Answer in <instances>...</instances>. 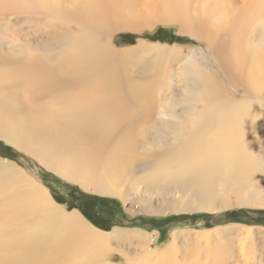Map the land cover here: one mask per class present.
Here are the masks:
<instances>
[{
  "label": "bare ground",
  "instance_id": "6f19581e",
  "mask_svg": "<svg viewBox=\"0 0 264 264\" xmlns=\"http://www.w3.org/2000/svg\"><path fill=\"white\" fill-rule=\"evenodd\" d=\"M263 1L252 0L251 4L255 8ZM179 3L0 0V137L87 191L124 198L133 193L127 191L130 186H120L121 169L134 152V128L155 105L154 80L157 76L169 79L161 87L173 90L170 80L175 77L180 96L167 104L171 117L180 118L172 122V134L163 139L175 146L162 154L157 178L177 186L189 184L191 198L187 194L180 202L177 188L160 187L157 196H152L154 188L145 185L140 194L129 199L144 209H151L156 197L167 208L212 210V184L220 171L231 177L252 172L250 141L242 140L237 125L264 114V106L261 104L260 110L252 105L238 114L241 100L234 90L247 85L264 93V50L252 46L264 41V21L253 31L244 28L226 5L215 2L200 8L201 16L190 18ZM169 10L170 14H165ZM16 15L27 22L25 34L16 32L21 28L11 21ZM171 17L206 43L222 82L214 79L209 59L202 56L180 55L174 47L152 43L155 53L151 57L133 58L134 46L117 48L112 43L118 32L152 27L155 20ZM179 56L175 69H154L155 60ZM231 119L237 125L231 124ZM17 183L25 189L15 188ZM7 185L13 186V195L0 201V221L5 217L37 218L20 222L16 231H0V264H109L92 261L101 254L95 247H102L109 237L138 247L140 253L134 254L138 259L127 264H161L148 259L158 250L149 248L150 233L115 227L106 235L77 211L53 203L46 188L14 163L0 160V187ZM221 199L217 211L264 204V196L255 200L238 195L231 200L225 194ZM208 230L214 238L221 236L223 228ZM237 235L243 237H239L242 247L231 250L232 264H264V229L248 227Z\"/></svg>",
  "mask_w": 264,
  "mask_h": 264
},
{
  "label": "rangeland",
  "instance_id": "374dc122",
  "mask_svg": "<svg viewBox=\"0 0 264 264\" xmlns=\"http://www.w3.org/2000/svg\"><path fill=\"white\" fill-rule=\"evenodd\" d=\"M212 2L226 5L231 10L232 17L239 18L244 28H249L252 31L255 26L264 21V1L260 3L259 7L254 8L251 4L252 0H180L179 7L188 17L195 18L196 16H201V13H199L200 8L203 9ZM124 14L128 18V15ZM165 14H170V10L166 11ZM11 21L15 26L21 25L20 29H16L17 33H26L27 22L23 17L16 15L11 18ZM185 23L188 25V21ZM144 28L138 29L139 31L129 30L116 33L112 40L113 45L117 48L134 46L136 53L132 56L133 58L147 56L148 54L151 57L152 53H155L151 46L152 43L161 44L169 48L174 47L178 49L177 51H180V55L202 56L206 61L209 59L208 67L210 72L213 75L215 74L214 79L222 82L221 79L223 78L217 75L216 64L212 61V56L208 52L206 43L189 31L183 30L178 20L176 22L172 17L166 21L155 20L152 27ZM159 28H163L166 33L171 32L179 38V41H171L167 37L160 39L161 36H157L161 35L157 33ZM252 46L253 48L262 47L264 50V41ZM180 61L181 56L174 57V59L162 58L161 60H155L153 65L154 69L169 67V70H172L177 67ZM131 67H133V64ZM168 80L163 81L159 76L154 80L156 89L152 92L155 105L149 116L139 121L138 126L134 128V152L126 166L121 169L123 173L120 174V186H130V189L127 190L128 192L140 194L145 185L146 187L150 185L152 189L154 188L152 196H157L159 187L166 190L177 188L180 192L178 200L182 202V198L187 194L191 198L189 195V184L177 186L178 184L176 183L161 182L157 178V173L162 167L161 164L164 157L162 154L172 151L175 146L171 141L166 143L163 139L172 134L170 128L172 122L175 121L176 117L180 118L179 115L174 118L171 117L167 104L175 97L180 96V87L175 77L170 80L173 90H168L169 87L167 86L161 87ZM227 85L230 88H234V84L231 82H228ZM234 94L239 96L241 100L238 102V114H243L252 105L255 109L260 110L261 104L264 106L263 90L250 89L245 85L244 89L242 87L235 89ZM34 117L39 119L40 116L35 114ZM179 123L178 121L173 125H178ZM231 124L237 125L233 119H231ZM237 127L240 130L239 132L242 133L240 136L242 140L244 142L246 139L250 141L252 172L247 176L231 177L228 173L220 171L212 184L215 197L213 199L214 208L206 211L187 212L181 210L179 206L175 209L172 206L167 208L163 200H156V197L152 198V208L144 209L139 204L130 201L129 197L133 194L121 198L87 191L79 184L64 178L46 167L36 157L18 149L1 137L0 160L14 163L30 179L46 188L49 193V199L53 203L56 202L58 205H62L66 211H77L86 222L107 232L106 235H109L115 227L141 229L150 233L149 248L158 249L154 256L148 257L152 262H160L161 264H232L235 259L229 257L231 250H237L242 247L240 246L239 237L241 239L243 237L238 236L237 233L248 227L252 230L257 227L264 229V204L256 203L251 207L240 208L224 207L217 211L221 198L225 194L231 200L238 195L253 196L255 200H259L264 196V114H255L247 119L241 127L239 125ZM36 129L38 128L35 127ZM151 150L155 153H150ZM166 168L171 170L172 167ZM152 177L154 182L150 183L152 182ZM157 181L161 183L155 184ZM12 187L10 185L0 187V201L13 195L12 189H10ZM15 188L19 190L25 189L22 183H17ZM100 199H105V201H99ZM208 208H211V206ZM35 218H37L36 215L12 217L11 219L5 217L0 221V231L4 229L16 231L20 222H31ZM214 227L223 228L221 236L217 235L211 238L210 235L212 233L208 235L210 232L208 229ZM175 234L177 235L175 240H173ZM113 239L114 237H109L105 240L102 247L99 249L95 247L101 254L92 261L127 264L128 260L138 259L134 254L140 253V251L134 243L122 245V242L118 243ZM139 257L141 258L142 255Z\"/></svg>",
  "mask_w": 264,
  "mask_h": 264
},
{
  "label": "trees",
  "instance_id": "16d2710c",
  "mask_svg": "<svg viewBox=\"0 0 264 264\" xmlns=\"http://www.w3.org/2000/svg\"><path fill=\"white\" fill-rule=\"evenodd\" d=\"M157 33H160L161 35H157V36H161L160 39H162L163 37H167L168 40L171 41H179V38L177 36H175L174 34H172L171 32H165V30L162 28H159ZM181 41V40H180ZM1 144V143H0ZM99 201H105V199H100Z\"/></svg>",
  "mask_w": 264,
  "mask_h": 264
}]
</instances>
